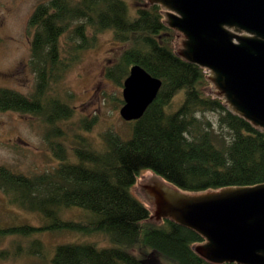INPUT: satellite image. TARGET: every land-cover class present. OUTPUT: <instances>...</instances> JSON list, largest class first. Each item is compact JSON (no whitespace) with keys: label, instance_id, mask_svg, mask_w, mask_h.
I'll return each instance as SVG.
<instances>
[{"label":"trees","instance_id":"obj_1","mask_svg":"<svg viewBox=\"0 0 264 264\" xmlns=\"http://www.w3.org/2000/svg\"><path fill=\"white\" fill-rule=\"evenodd\" d=\"M167 21V11L148 0L38 4L29 20L34 29L31 63L38 78L36 92L28 97L0 88L2 111L41 114L50 125L72 116L68 103L46 97L51 81L68 67L62 48L67 32L73 42L67 51L78 55L94 46L98 33L111 31L122 50L105 75L123 86L138 65L160 79L162 86L145 114L128 121L132 128L127 138L111 130L103 135L102 150L83 143L72 152L55 141V155L61 162L53 171L35 176L0 165V189L11 204L43 218L39 225L0 228L1 237L33 238L29 254L37 253L35 248L44 252L43 241L35 235L45 232L86 238L58 244L53 264H159V255L177 264H238L205 259L195 249L206 241L204 235L172 218L155 219L133 190L145 170L186 192L264 184V131L212 94L207 68L177 52L178 32ZM180 92L182 104L168 113L166 107ZM206 112L218 113L219 126L231 135L229 141L219 135ZM72 208L84 214L65 217V210ZM99 235L106 244L90 240Z\"/></svg>","mask_w":264,"mask_h":264},{"label":"rangeland","instance_id":"obj_2","mask_svg":"<svg viewBox=\"0 0 264 264\" xmlns=\"http://www.w3.org/2000/svg\"><path fill=\"white\" fill-rule=\"evenodd\" d=\"M47 1L0 0V88H9L28 97L36 92L38 78L31 63L34 29L29 26V20L38 4ZM167 20L170 23L168 17ZM175 30L178 32L176 50L182 55L181 48H186L185 35ZM89 33L92 34L91 30ZM70 37V32H67L62 38L63 56L68 67L60 77L51 81L46 97L68 103L74 110L72 116L59 122V125H50L41 114L0 109V165L14 172L35 176L53 171L61 162L55 155V141H61L68 152L81 147L83 143L102 150L103 135L108 131H116L124 138L131 133L132 124L120 112L123 86L105 75L106 69L118 59L122 47L114 40L111 31H104L97 34L94 46L72 55L71 51H67L73 45ZM207 72L209 76L213 74L208 69ZM211 82L212 94L225 99L226 94L220 95L212 77ZM183 100L184 93L180 92L166 111L175 112ZM227 104L229 109H234L230 102L227 101ZM205 117L213 122L221 137L230 140L229 131L219 126L218 113L206 112ZM57 130L62 136H58ZM158 177L145 170L133 190L151 208L153 217L162 221L164 216L158 215L157 201L155 197L149 198L147 187L148 181ZM160 182L164 180L160 178ZM221 190L183 192L198 195ZM64 214L76 219L84 212L80 208H72L65 210ZM42 222L39 213L11 204L9 197L0 189V228L24 223L39 225ZM35 236L43 241L44 252L35 248L37 253H28L33 240L31 237L22 238L15 234L0 236V264H53L52 258L58 244L86 240L78 233L45 232ZM90 240L102 245L107 243L102 235ZM158 258L159 264H177L163 255Z\"/></svg>","mask_w":264,"mask_h":264},{"label":"water","instance_id":"obj_3","mask_svg":"<svg viewBox=\"0 0 264 264\" xmlns=\"http://www.w3.org/2000/svg\"><path fill=\"white\" fill-rule=\"evenodd\" d=\"M149 2L160 4L169 24L185 35L182 56L210 70L232 111L264 131V0ZM161 86L157 77L132 67L123 85L122 117L140 119ZM147 187L149 198L157 201L158 215L204 235L206 242L195 249L205 259L264 264V184L193 195L158 177Z\"/></svg>","mask_w":264,"mask_h":264},{"label":"flooded vegetation","instance_id":"obj_4","mask_svg":"<svg viewBox=\"0 0 264 264\" xmlns=\"http://www.w3.org/2000/svg\"><path fill=\"white\" fill-rule=\"evenodd\" d=\"M205 242H206V241H205ZM205 242H202V243H198V244H197V246H198V245H200V244H204Z\"/></svg>","mask_w":264,"mask_h":264}]
</instances>
